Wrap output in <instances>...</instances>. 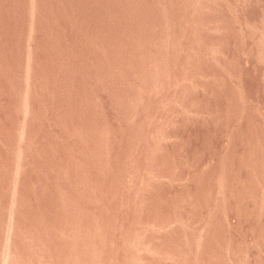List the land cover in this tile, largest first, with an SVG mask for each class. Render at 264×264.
I'll return each instance as SVG.
<instances>
[{
  "label": "rangeland",
  "instance_id": "rangeland-1",
  "mask_svg": "<svg viewBox=\"0 0 264 264\" xmlns=\"http://www.w3.org/2000/svg\"><path fill=\"white\" fill-rule=\"evenodd\" d=\"M0 264H264V0H0Z\"/></svg>",
  "mask_w": 264,
  "mask_h": 264
}]
</instances>
